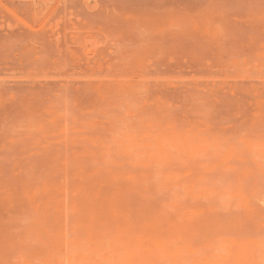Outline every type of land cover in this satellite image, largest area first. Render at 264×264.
Returning a JSON list of instances; mask_svg holds the SVG:
<instances>
[{"label": "rangeland", "instance_id": "1", "mask_svg": "<svg viewBox=\"0 0 264 264\" xmlns=\"http://www.w3.org/2000/svg\"><path fill=\"white\" fill-rule=\"evenodd\" d=\"M0 264H264V0H0Z\"/></svg>", "mask_w": 264, "mask_h": 264}]
</instances>
